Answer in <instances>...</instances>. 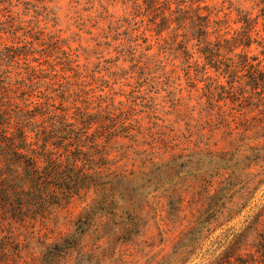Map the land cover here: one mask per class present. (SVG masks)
<instances>
[{
    "label": "trees",
    "instance_id": "trees-1",
    "mask_svg": "<svg viewBox=\"0 0 264 264\" xmlns=\"http://www.w3.org/2000/svg\"><path fill=\"white\" fill-rule=\"evenodd\" d=\"M141 2L148 9L162 10L153 27L158 33L166 28L179 31L185 55L191 57L187 43L192 42L205 65L216 70L224 65L227 84L209 88V100L217 92L234 97L243 88L239 78H232L238 67L248 71L253 93L264 90V70L248 52L258 20H264V0H252L260 7L256 15L235 8L239 28L230 37L225 36L229 32H221L226 21L213 17L205 0ZM18 50L11 45L0 47V264L19 263V228L46 218L75 197L88 203L72 232L41 242L36 264H93L91 259H100V252H87L82 244L91 228L99 237L122 239V243L131 240L142 228L140 212L155 193L162 194L168 216L177 219L187 178L199 181L195 185L202 207L180 231L170 254L155 264H264V200L254 202L264 184V163L257 164L264 159V143L251 144L264 139V116H252L249 130L230 142L233 153L197 148L173 151V146H162L159 154L151 147L143 151L139 167L129 170L116 164L119 157L112 151L116 138L132 136L130 129L84 108L58 109L48 100L31 101L28 88L38 75ZM237 102L243 107L242 99ZM239 111L243 117L245 113ZM166 154L167 158L162 157ZM247 208L250 212L240 225L229 226Z\"/></svg>",
    "mask_w": 264,
    "mask_h": 264
},
{
    "label": "rangeland",
    "instance_id": "rangeland-1",
    "mask_svg": "<svg viewBox=\"0 0 264 264\" xmlns=\"http://www.w3.org/2000/svg\"><path fill=\"white\" fill-rule=\"evenodd\" d=\"M141 3V0H0V47L11 45L19 49L27 65L36 70L37 81L28 88L32 89L31 101L43 104L48 100L58 109L84 108L98 113L100 119L110 116L127 126L132 136L116 138L112 151L119 157L116 164L122 168L137 169L142 153L151 147L159 154L162 146L167 149L173 146V151L197 148L233 153L230 142H236L242 131L249 128L252 116H264V90L253 93L248 71L238 67L232 78H239L243 88L234 97H224L223 92L221 97L217 92L209 100V88L227 84L229 78L222 73L224 65L217 70L205 65L192 42L187 43L191 57L185 55L179 31L166 28L158 33L153 27L162 10L148 9ZM205 3L213 11V17L226 21V28L221 31L229 32L226 37L239 28L235 23L236 7L251 15L259 13L260 8L252 0H205ZM257 30L248 52L264 70L261 18ZM240 99L243 107L237 102ZM239 110L245 113L243 117ZM252 143L262 145L264 139ZM118 152L122 155L118 156ZM232 158L235 159V154ZM260 160L258 165L264 163V159ZM258 165H253L254 170L259 169ZM196 182L192 178L185 180L183 208L177 219L168 216L162 194L150 196L140 212L142 228L129 241L99 237L96 228H91L82 241L87 252H100V259L92 258L91 263L155 264V260L170 254L180 231L202 207ZM263 200L264 184L255 194L254 202ZM87 203L88 199L75 197L54 208L46 218L19 228L22 250L18 264H36L41 242H51L72 232L75 219ZM249 212L247 208L229 226L240 225Z\"/></svg>",
    "mask_w": 264,
    "mask_h": 264
}]
</instances>
